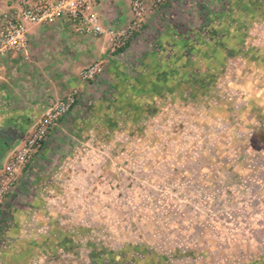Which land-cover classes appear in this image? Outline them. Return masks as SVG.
<instances>
[{"label": "rangeland", "instance_id": "rangeland-1", "mask_svg": "<svg viewBox=\"0 0 264 264\" xmlns=\"http://www.w3.org/2000/svg\"><path fill=\"white\" fill-rule=\"evenodd\" d=\"M143 1L141 30L162 7ZM213 1L141 65L105 52L112 80L2 196L0 264H264V0ZM36 123H3L21 142L0 171Z\"/></svg>", "mask_w": 264, "mask_h": 264}, {"label": "crops", "instance_id": "crops-1", "mask_svg": "<svg viewBox=\"0 0 264 264\" xmlns=\"http://www.w3.org/2000/svg\"><path fill=\"white\" fill-rule=\"evenodd\" d=\"M131 3L132 0H97V8L105 27L124 21V17L128 14L126 11L129 14L131 12ZM214 3L213 0H173L163 5L157 13L150 16L143 29L137 33L122 54L130 57L142 56L139 60L141 65L145 55L150 52L149 49L154 48L151 43H158L159 39L168 34L166 24L168 21L178 29L182 26L188 28L202 25L205 9L216 6ZM192 10L197 12L191 14ZM29 38L28 53L5 58L0 71L2 159L21 142L19 137H9L3 132L4 124H21L28 119L36 122L51 107L55 99L63 97L73 89L80 91L81 97L85 98L91 91L93 94L95 91H101L100 89L103 88L99 87L102 85L101 82L112 80L108 75L105 77L107 73L101 76L99 82L83 83L80 80V71L83 67L95 60L105 58L104 54L109 43L107 36L92 38L76 35L68 22L59 20L51 25L33 27ZM127 51L129 54L126 53ZM113 66L114 72L123 74L119 64L114 63ZM98 100L102 101L101 98ZM61 126L64 129L62 123L59 124V127ZM59 127L51 133L49 141L45 142L41 152L48 153L50 144L59 136ZM40 162L39 158L35 160L25 173L27 174L31 169L37 172L42 166ZM28 177L26 175V179Z\"/></svg>", "mask_w": 264, "mask_h": 264}, {"label": "built area", "instance_id": "built-area-1", "mask_svg": "<svg viewBox=\"0 0 264 264\" xmlns=\"http://www.w3.org/2000/svg\"><path fill=\"white\" fill-rule=\"evenodd\" d=\"M169 0H154L155 8ZM133 18L129 25L120 29H106L97 8V0H15L0 13V71L4 59L20 53H28L29 34L33 27L51 25L59 20L68 22L80 36L92 38L111 34V45L106 52L113 56L129 44L145 22L148 7L143 0L132 2ZM28 58V56H27ZM106 60L99 59L80 71V80L91 83L100 77L106 68ZM78 102V90L73 89L44 112L22 145L16 149L10 161L0 171V203L3 195L19 181L27 163L42 149L51 133L67 117Z\"/></svg>", "mask_w": 264, "mask_h": 264}, {"label": "trees", "instance_id": "trees-1", "mask_svg": "<svg viewBox=\"0 0 264 264\" xmlns=\"http://www.w3.org/2000/svg\"><path fill=\"white\" fill-rule=\"evenodd\" d=\"M126 47H124V49H125ZM121 50H123V49H121Z\"/></svg>", "mask_w": 264, "mask_h": 264}]
</instances>
